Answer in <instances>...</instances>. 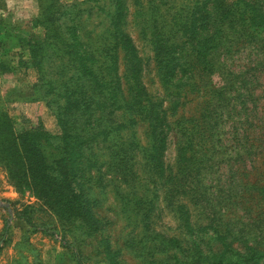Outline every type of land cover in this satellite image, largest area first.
Segmentation results:
<instances>
[{"label": "rangeland", "instance_id": "374dc122", "mask_svg": "<svg viewBox=\"0 0 264 264\" xmlns=\"http://www.w3.org/2000/svg\"><path fill=\"white\" fill-rule=\"evenodd\" d=\"M214 1L63 0L58 25L65 36L68 32L67 37L90 47L95 67L109 64L108 78L118 86L117 103L109 101L105 108L93 104L89 116L76 117L80 120L76 131L83 158L74 188L88 200L100 227L93 231L81 222L59 220L35 190L17 184L0 162V264H164L170 257L174 264L175 256L191 260L193 240L203 242L202 248L209 252L207 243L215 232L230 234L231 264H264V33H254V26H249L250 18L264 17V0H224L226 13L218 18L210 38L194 44L196 50L201 45L207 48L208 55L199 58L198 51L184 44L185 40L193 41L189 40L190 33L183 35V27L191 24L195 10L200 16L208 15L206 10L212 9ZM38 15L37 0H0V113L9 116L18 133L43 126L56 137L52 141L58 145L63 129L54 109L56 97L43 80L58 87L78 74L79 63H72L63 51L49 50V60L44 61L41 72L32 65L30 44L41 42L45 35L41 27H34ZM123 34L131 44L128 52L118 45V36ZM162 40L176 44L177 55L185 54L187 62H172L175 72L171 77L164 70L171 60ZM218 41L223 42L219 50L214 47ZM104 44L110 45L109 50L100 49ZM208 64L221 65L223 70L246 79L248 85L242 90L247 92L249 86L250 92L244 109V101L236 98L231 103L233 109H222V144L232 159L221 161L203 175L212 197L222 203L217 207L221 209L218 217L205 203L190 201L183 191L190 183L181 181L177 173L179 152L172 129L166 138L163 164L177 177L166 181L155 174L143 152L149 140V124L140 112L131 110L127 98L130 87L138 89L144 93L145 104L154 102L166 112V122L172 126L180 122L181 127L195 131L192 148L200 156L212 148L209 132H202L205 128L192 129V120H197L210 98L204 92L209 89L208 77L204 80L198 71ZM192 65L195 72L189 70ZM213 80L221 84L218 77ZM85 85L89 99L94 97L95 104L102 102L99 89L95 85L92 89L88 81ZM177 88L183 96L174 110L169 94ZM60 100L64 105L66 97ZM198 121L202 124V118ZM243 121L246 126L242 128L239 122ZM234 136L245 138L241 146ZM118 147L127 151L134 172L126 179L118 172L114 157ZM170 184L175 193L169 192ZM139 199L147 205L137 204ZM26 207L29 223L20 218ZM186 211L192 232L185 228L182 218ZM244 230L249 245L263 253L257 261L239 259L246 252L240 236ZM172 240L179 243L173 245ZM210 244L214 252L222 249L219 241Z\"/></svg>", "mask_w": 264, "mask_h": 264}, {"label": "trees", "instance_id": "16d2710c", "mask_svg": "<svg viewBox=\"0 0 264 264\" xmlns=\"http://www.w3.org/2000/svg\"><path fill=\"white\" fill-rule=\"evenodd\" d=\"M39 5V15L34 19V27H41L45 32L44 38L41 42H32L30 44V53L32 55V65L38 70H43L44 61L49 60V50L59 53L63 51L65 56H69V60L72 63L76 61L79 63L76 71L78 74L72 76L65 83H60L58 87L52 85V82H46L43 80L44 86H50L51 90H54L53 95L56 99L53 100L54 106H56V112L59 115L60 125L63 129V134L60 138L58 145H55L52 139H56L55 136L47 132L43 126H35L29 130L16 132L13 126L12 120L5 113H0V162L7 168L10 177L17 184H25L26 186L35 190L48 209L59 220L64 223H78L81 222L85 226H88L93 231L98 230L100 227L99 219L95 217L88 200L84 195L79 193L74 188L75 177L79 170V164L83 158V152L78 147V134L77 128V116L85 115L89 116L94 104L97 108H105L106 104L111 101L113 105L118 101V95L116 89L117 84L113 79L108 78L111 73V66L109 64L94 66L96 59L90 47L83 45L78 39H70L67 37L68 32L65 33L60 25H58V18L63 10V0H37ZM224 0H215L212 4L211 10H206L208 15L200 16L198 11H194L191 24L183 27V35L190 33V41L193 44L186 41L187 48L198 51L199 58H205L208 55L207 48L204 45L199 46V49H194L195 42L207 41L210 37V33L215 30L216 22L218 18L226 13L225 8L222 7ZM207 6V3H205ZM249 8L252 6L248 4ZM215 11V16L212 14ZM222 11V12H221ZM225 20V19H222ZM224 23L225 21H222ZM249 26H254V33H264V17L255 16L250 18ZM215 24V25H214ZM221 31V30H220ZM222 32V31H221ZM163 37V34L160 33ZM165 35V34H164ZM118 45L128 52L130 49L129 40L125 34L118 36ZM72 41V42H71ZM167 41L162 40V46L165 53L169 56L170 60L167 62V74L171 73L170 77L174 74L175 68L172 62H176L178 65L187 64L185 60V54L177 55L179 47L176 44H165ZM223 42L218 41L215 48H219ZM100 49L109 50L110 45H101ZM219 50V49H218ZM189 51V50H188ZM111 55V54H107ZM72 56V57H71ZM108 56H105L107 59ZM174 59V60H172ZM175 59H178L176 61ZM75 60V61H74ZM133 67L136 68L134 64ZM189 70L195 72L196 68ZM199 73L205 80L207 78L206 87L208 91H204L210 98L206 99L207 104L201 110L197 120L194 121L192 129L198 130L205 128L202 132L205 135L211 137L212 148L207 152H200V156H196L192 144L194 141L195 131L190 128L181 127L180 122H176L175 126H172L169 122H166V112L159 110V105L154 102L145 104L146 98L144 93L134 90L132 87L128 91V100L133 112H140L145 120L149 124V131L147 135L149 137L147 146L143 147L144 154L150 159L152 164V170L156 175L160 176L166 181H172L177 177V174L168 173V169L163 164V152L166 148V138L169 130H174L178 145V160L176 163L177 173L181 175V181L188 182L189 189H184L188 195L190 201L196 204L205 203L214 212V217H218L222 203L215 201L210 193L206 183L204 182V176L210 173V169L220 164L221 161L232 159L230 157L231 152H228L226 147L222 144V135L220 128L222 127V109H233L232 101L236 98L242 100V108L244 109L245 101L249 98V86H247V92H243L244 86L248 83L241 79L236 74L230 71H225L222 66L216 64H208L205 67L198 69ZM62 73V70L58 72ZM218 77L221 84L215 82L213 79ZM89 82L99 89L97 94L103 98L102 102L95 104V98L89 99L88 90H86L85 82ZM214 82L213 84L211 83ZM196 85H192V89ZM187 91V90H186ZM95 95V94H94ZM235 95V96H234ZM172 100V108L174 110L179 108V100L182 98V90H177L169 94ZM63 97H66L64 105L61 103ZM50 105L52 102L49 103ZM52 104V105H53ZM72 119L70 120V118ZM202 118V124L198 120ZM241 127L246 126V122H239ZM173 127V128H172ZM206 129L208 131H206ZM200 134V132H198ZM221 135V136H220ZM236 136H234L235 139ZM239 140H235L238 146H241L245 141L243 137H236ZM83 143V142H82ZM124 146V145H123ZM250 150V148H244ZM193 154V155H192ZM241 153L238 152L237 156ZM196 156V158H194ZM114 157L116 164L118 165V172L123 175L124 179L133 175V169L130 168L127 151L123 148H116L114 151ZM258 163V162H257ZM176 187L178 185H175ZM186 186V185H184ZM169 192L175 193L176 189L173 184H170ZM171 199V198H170ZM137 204L141 206L147 205L142 199L137 201ZM149 211L152 207L148 208ZM26 211H23L20 218L29 223V211L27 207ZM188 212H183V220L186 222L185 228L188 232H192L194 229L190 223ZM240 236L244 238V244L246 246V252L240 254L239 259L245 263L257 261L258 258L263 256V253L258 251L255 246L249 245V237L247 232L240 233ZM230 234H219L215 232L211 237L209 244V252H206L202 248L203 242L197 240L192 241L191 260L182 261L178 256L173 257L175 259L174 264H231L232 259L228 256L230 251V245L228 240ZM219 241L222 243V249L218 252L212 250L211 242ZM178 240H172V244H178ZM171 257L169 260L164 261V264H172Z\"/></svg>", "mask_w": 264, "mask_h": 264}]
</instances>
